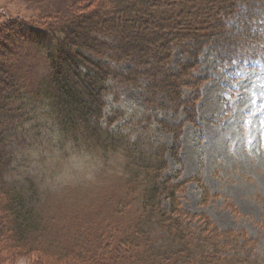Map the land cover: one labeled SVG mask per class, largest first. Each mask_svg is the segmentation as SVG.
Returning <instances> with one entry per match:
<instances>
[{"label": "trees", "instance_id": "obj_1", "mask_svg": "<svg viewBox=\"0 0 264 264\" xmlns=\"http://www.w3.org/2000/svg\"><path fill=\"white\" fill-rule=\"evenodd\" d=\"M241 6L243 29L228 34L226 20ZM62 12L39 23H0V264L21 257L29 264H264L245 232L204 218L194 225L181 207L185 182L164 175L165 145L133 148L101 125L111 78L145 76L152 97L163 94L177 108L191 103L183 87L200 80L194 62L168 69L175 43L191 42L196 56L212 44L223 58L264 60V30H253L264 0H73ZM105 57L134 61V69L116 72L96 59ZM34 58L38 69L27 64ZM42 100L62 136L99 152L109 168L103 191L60 217L41 205L32 176H12L17 112Z\"/></svg>", "mask_w": 264, "mask_h": 264}, {"label": "rangeland", "instance_id": "obj_2", "mask_svg": "<svg viewBox=\"0 0 264 264\" xmlns=\"http://www.w3.org/2000/svg\"><path fill=\"white\" fill-rule=\"evenodd\" d=\"M72 1L0 0V23L8 18L39 23L48 14L63 13ZM239 10L226 20L228 34L243 29L245 7ZM256 29L264 30V19L253 26ZM96 59L116 72L135 66L131 60ZM37 62L34 58L27 64L38 69ZM186 62H194L192 73L195 81L200 80L197 86L183 87V98L190 104L177 108L163 94L152 97L145 76L128 83L111 78L101 125L127 137L133 148L165 145L164 175L185 182L181 207L196 217L194 225L204 218L221 230L243 231L264 253V60L223 58L212 44L196 56L191 42L175 43L168 69L178 70ZM18 111L12 176L36 180L47 212L60 217L77 201H92L94 189L103 191L109 168L99 152L62 136L47 100ZM164 204L168 206L167 201ZM29 263V258L21 257L5 264Z\"/></svg>", "mask_w": 264, "mask_h": 264}]
</instances>
